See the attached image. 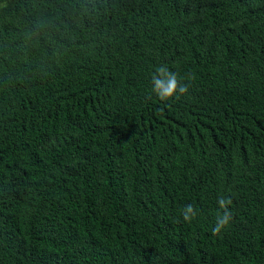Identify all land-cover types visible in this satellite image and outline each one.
<instances>
[{
	"label": "trees",
	"instance_id": "trees-1",
	"mask_svg": "<svg viewBox=\"0 0 264 264\" xmlns=\"http://www.w3.org/2000/svg\"><path fill=\"white\" fill-rule=\"evenodd\" d=\"M0 264H264V0H0Z\"/></svg>",
	"mask_w": 264,
	"mask_h": 264
},
{
	"label": "clouds",
	"instance_id": "clouds-1",
	"mask_svg": "<svg viewBox=\"0 0 264 264\" xmlns=\"http://www.w3.org/2000/svg\"><path fill=\"white\" fill-rule=\"evenodd\" d=\"M152 91L161 101H168L178 95H182L188 91L187 84H181L176 73L169 70L166 65H159L155 69L152 76ZM218 204L223 209L222 214L216 218V223L212 228V235H219L222 230L227 228L232 220V214L229 205L232 203L228 197H218ZM183 220L190 222L196 215L197 211L192 205H186L181 213Z\"/></svg>",
	"mask_w": 264,
	"mask_h": 264
}]
</instances>
